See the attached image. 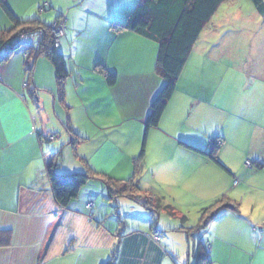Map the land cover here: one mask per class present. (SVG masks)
<instances>
[{
    "label": "crops",
    "instance_id": "0c3cea01",
    "mask_svg": "<svg viewBox=\"0 0 264 264\" xmlns=\"http://www.w3.org/2000/svg\"><path fill=\"white\" fill-rule=\"evenodd\" d=\"M137 1L6 0L22 20L52 24L63 17L57 51L69 74L60 95L46 56H38L30 72L22 49L0 64V230L8 233L7 242L0 240V264H103L114 247L115 264H176L179 258L172 256L185 243L188 257V227L152 225L143 206L127 197L109 200L97 179L83 186L100 187L84 193L81 188L65 207L56 203L47 165L62 138L70 144L72 131L83 146L82 165L73 163V170L56 165V173L92 169L126 180L143 148L142 192L162 197L178 217L220 199L237 206V213L223 210L203 230L190 231L199 233L200 243L210 240L208 253L219 247L215 240L253 260L259 256L255 248L264 249V75L256 70L264 57L243 60L233 53L244 43L252 55L264 53V32L246 31L243 41L222 38V24L213 23L222 3L200 32L158 125L146 131L149 104L164 82L156 69L157 42L111 27ZM242 14L235 10V17ZM10 26L0 7V29ZM98 65L117 74L113 85ZM233 69L250 73L242 75L238 94L232 92L234 80L239 82ZM209 139L219 142L216 161L208 156ZM108 206L114 215L105 212Z\"/></svg>",
    "mask_w": 264,
    "mask_h": 264
},
{
    "label": "trees",
    "instance_id": "16d2710c",
    "mask_svg": "<svg viewBox=\"0 0 264 264\" xmlns=\"http://www.w3.org/2000/svg\"><path fill=\"white\" fill-rule=\"evenodd\" d=\"M227 0H141L137 6L129 13L125 22L113 23L111 27L115 31L130 30L144 37L153 39L157 42L156 69L162 76L164 82L149 104L145 129L157 126L159 120L174 93L177 79L188 59V56L202 29L209 22L210 18L217 11L218 7ZM255 9L264 16V1L250 0ZM45 3L39 8L44 9ZM0 7L11 26L0 29V64L13 52L22 49L26 54L25 66L28 72L34 64L36 58L40 55L46 56L54 67L55 80L58 86V94L62 95V85L68 76V70L65 68L62 55L57 51L53 43V35L50 30L52 24H45L39 18L22 20L18 18L8 6L6 0H0ZM63 17L58 15L54 22H59ZM42 29L44 36L40 41L39 47L35 49H23L18 45V38L34 29ZM99 71L108 85H113L117 74L108 71L104 66L98 65ZM66 127H68L66 125ZM69 128V127H68ZM71 130H69L70 132ZM218 141V140H217ZM77 139L72 138L70 144L74 147ZM219 142L210 149L208 156L215 160V149ZM143 148L139 156L134 161L133 175L126 180H115L112 178H99L91 169H85L83 172L70 174H58L54 167L58 165L59 152L54 154V159L47 165V173L51 185L52 195L59 206L65 207L68 202L77 197L80 189L88 180L97 179L103 181L106 188V195L109 200H115L118 197H127L143 206L152 216V225L156 222L155 217L165 212L169 215H175L174 208L169 204L162 203V197L142 192L139 174L142 170ZM259 166V165H257ZM141 167V168H140ZM223 210L238 212L235 204L224 199L216 201L214 204L203 207L199 211L197 225L184 229L191 237V230L199 232L206 228L208 223L216 218ZM156 215V216H155ZM187 220L186 216L180 217L181 223ZM6 231L0 230V240L3 238L8 241ZM193 234V233H192ZM1 242V241H0ZM197 246L196 249H194ZM208 246V245H207ZM202 243L197 242L192 254L194 261L192 264H212L208 257V248ZM189 248V245H188ZM116 247L113 248L110 257L103 264H115ZM186 264H189V260Z\"/></svg>",
    "mask_w": 264,
    "mask_h": 264
},
{
    "label": "rangeland",
    "instance_id": "374dc122",
    "mask_svg": "<svg viewBox=\"0 0 264 264\" xmlns=\"http://www.w3.org/2000/svg\"><path fill=\"white\" fill-rule=\"evenodd\" d=\"M140 1L141 0H138L137 3H135L134 7L137 6ZM244 1H247V4H245ZM251 9H255V7L253 6V4L250 0H236V1L230 0V1L222 4L220 6L219 10L217 11V13L214 15L215 20L213 21L214 24H215V22H217V24L218 23L222 24L220 27L221 37L226 38V35L227 36L232 35L233 36L232 39H234V41H243V39H245L244 34L246 33V31H249L251 29L260 31V29H261L262 30L261 33H263L264 28H261V27H264L263 19H261V18L260 19H254L252 16L253 11ZM41 10H43V8H41ZM235 10H241V12L243 13L242 16L239 18L235 17V15H234ZM127 16L124 19L120 20V21H122L121 23L125 22ZM9 24H10V21H9ZM219 36H218V38H219ZM262 38H264V36H262ZM239 48L241 49L239 51L233 50L234 55L237 56V58H239V59L244 60L246 57H248V59H250V58L253 59L254 56H258L257 58H263L264 57V53H262L260 55H252L251 52L247 50L248 48L245 46V43L242 44L241 47H239ZM249 70L252 71L251 68ZM256 70L258 71V74L260 76L264 75V66L259 65L258 68H256ZM231 74L233 75V77H237L239 79L238 83L236 80H234V85H233V89H232L233 93L238 94L241 91L240 90V86L242 84L241 82H243V80H244V77H242V75L247 77L250 73L244 71L242 74L241 70L233 69V72H231ZM72 133L74 134V135H72V137L77 139V143L75 144L74 147L71 144H67L66 142H64V138H62L63 141H60L58 144L59 145V148H58L59 159L57 162V163H59L57 165L58 168H63V169L68 168V170H73L75 163H77L78 165H82L80 158L83 155L82 154L83 146L78 143L80 141V139L76 135V133H74L73 131H72ZM56 138H58V139L60 138L59 133H56ZM137 152H139V150ZM95 176H97L99 178L106 179V177H104L105 175L104 176L95 175ZM99 183H103V181H101ZM91 187L97 188V187H100V184L97 183L94 186L85 185L81 189L82 193H84L85 189H89ZM201 198H203V197H199V199H201ZM185 208H187V207H185ZM195 208L198 209V207H194V208L192 207L191 209L184 210L185 212L183 214H185L187 217V220L184 223H181V221H180V217H182L181 215H180V217H178L177 214L176 215H169L165 212H161L158 215V217L155 215L156 216L155 220H156V222H158L159 226H162L163 223H164L163 226H171V227L179 226V225H185L186 227H189L191 224H194L193 226H195V225H197L198 219H199V214H198L199 211H197ZM138 209H141V208H138ZM105 212L107 214H109V212H110L111 215L115 214V211L113 210V208L110 209L109 206ZM107 218H108L107 219L108 221H114L111 219L112 217H110L109 215L107 216ZM114 218H116V216H114ZM108 224H109V222H108ZM158 225H156V226H158ZM261 229H262V227L260 228V230ZM194 232L195 231H193L192 233H194ZM199 236L200 235L198 233L197 235L189 237V243H188L189 255H188V257H187V244L186 243H185L184 249L180 251L179 255H176V257H175V255L172 256V257H174V259L179 258V261L177 260V263L182 262V261H180L182 258H183V263H180V264H186L188 260H189V264L193 263V261H194V257L192 254V245L194 242L193 240L195 237H197V239H195V244L197 245V242L199 240ZM200 239H201V241L203 240V238H200ZM214 242H216L215 245L218 244L219 247L216 249V252H213V253L209 252L210 254L208 253V257H209L210 261L213 262L212 264H251V263L252 264H264V249L262 250V249H260V248L258 249L256 247L255 251L259 252L258 253L259 256H258V258H255L253 260V258L251 256H246L243 252H241V250H238L236 248H230V246L226 245L225 243H223L221 241L215 240ZM202 243H203L202 245L207 246V244L210 243V240L209 239L203 240ZM196 248H197V246L194 249H196ZM168 263L169 262H165L163 264H168Z\"/></svg>",
    "mask_w": 264,
    "mask_h": 264
},
{
    "label": "built area",
    "instance_id": "2783aa9c",
    "mask_svg": "<svg viewBox=\"0 0 264 264\" xmlns=\"http://www.w3.org/2000/svg\"><path fill=\"white\" fill-rule=\"evenodd\" d=\"M63 29H64V25L61 21L59 22H54V24L52 25V28L50 30L51 34L53 35V43L54 46L58 47L60 45V37L63 34ZM44 33L43 30L38 28V29H34L31 32L22 34L19 38H18V45L21 46L23 49H37L40 45V41L43 38ZM218 143V141L216 139H209L208 141V147L210 149H212L214 147V145ZM245 165L246 166H250L251 165V161L248 159L245 161ZM238 182V179L234 180V184H236Z\"/></svg>",
    "mask_w": 264,
    "mask_h": 264
}]
</instances>
